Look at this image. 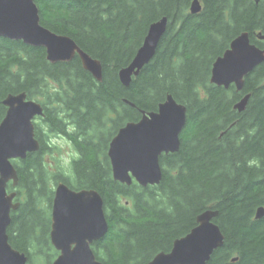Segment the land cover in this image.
Segmentation results:
<instances>
[{"label": "trees", "instance_id": "obj_1", "mask_svg": "<svg viewBox=\"0 0 264 264\" xmlns=\"http://www.w3.org/2000/svg\"><path fill=\"white\" fill-rule=\"evenodd\" d=\"M34 1L43 26L70 36L100 61L102 80L78 55L53 63L43 47L0 37V121L8 93L25 91L44 108L34 121L39 149L13 161L19 206L7 234L26 264H51L58 254L49 239L58 181L102 196L108 230L91 247L104 263L146 264L195 226L200 212L216 209L224 242L206 264H264V216L255 218L264 207V61L245 76L241 90L210 82L213 61L240 32L264 49L256 36L264 33V0H199L197 13L190 12L192 0ZM163 16L167 27L154 56L123 85L118 70ZM247 93L239 112L233 105ZM167 94L186 106V123L179 150L160 156L161 181L142 187L114 180L110 139L141 110H156ZM51 136L66 137L76 151L68 171L60 162L56 171L48 168ZM7 188L13 190L10 183Z\"/></svg>", "mask_w": 264, "mask_h": 264}, {"label": "water", "instance_id": "obj_2", "mask_svg": "<svg viewBox=\"0 0 264 264\" xmlns=\"http://www.w3.org/2000/svg\"><path fill=\"white\" fill-rule=\"evenodd\" d=\"M200 9V1L192 0L190 12L197 13ZM167 21L168 18L163 16L148 26L135 55L118 71L123 85L128 86L132 76L152 59ZM256 36L264 40V33L258 32ZM0 37L43 47L46 59L53 63L69 61L78 55L83 68L96 80H102L100 61L85 52L70 36L43 26L34 0H0ZM263 61L264 49L250 41L248 31H242L215 58L210 82L224 88L233 84L236 90H241L245 76ZM248 98L249 94H244L233 108L239 112L244 110ZM124 101L135 105L127 99ZM2 103L6 111L0 121V264H26V254L9 243L7 234L11 211L19 206V201L15 200L19 177L13 160H23L28 153L39 149L34 121L36 117L44 116V108L40 102L28 98L25 91L8 93ZM185 123L186 106L176 101L172 94H167L156 110H141L138 120L119 127L107 148L113 179L127 185L133 180L142 187L157 185L163 175L160 156L179 150ZM9 183L13 190H8ZM217 214L216 209L200 212L195 226L175 238L170 250L157 252L146 264H206L213 251L224 242V235L213 220ZM263 216L264 207H257L255 218ZM107 230L103 199L96 189H74L64 181L55 184L49 239L58 254L51 264H110L98 260L91 247Z\"/></svg>", "mask_w": 264, "mask_h": 264}, {"label": "rangeland", "instance_id": "obj_3", "mask_svg": "<svg viewBox=\"0 0 264 264\" xmlns=\"http://www.w3.org/2000/svg\"><path fill=\"white\" fill-rule=\"evenodd\" d=\"M51 141L55 145V149L52 153L45 154V161L46 163H48V168L51 171H56L55 165L57 162H60V164L65 168V170L68 171L70 159L73 157V153H75V156H77L76 151L73 149L68 139L64 136H51ZM65 159L68 160L67 165L63 164V160Z\"/></svg>", "mask_w": 264, "mask_h": 264}, {"label": "clouds", "instance_id": "obj_4", "mask_svg": "<svg viewBox=\"0 0 264 264\" xmlns=\"http://www.w3.org/2000/svg\"><path fill=\"white\" fill-rule=\"evenodd\" d=\"M73 157H75V153H73ZM63 164L67 165L68 164V160L67 159L63 160Z\"/></svg>", "mask_w": 264, "mask_h": 264}, {"label": "bare ground", "instance_id": "obj_5", "mask_svg": "<svg viewBox=\"0 0 264 264\" xmlns=\"http://www.w3.org/2000/svg\"><path fill=\"white\" fill-rule=\"evenodd\" d=\"M135 53H136V52H135ZM213 62H214V61H213ZM118 71H119V70H118ZM134 76H135V75H134ZM132 77H133V76H132ZM196 217H197V216H196ZM215 217H216V216H215ZM215 217H214V218H215Z\"/></svg>", "mask_w": 264, "mask_h": 264}]
</instances>
